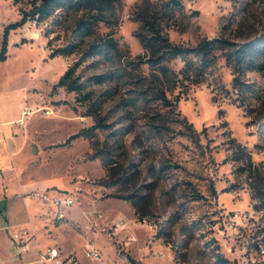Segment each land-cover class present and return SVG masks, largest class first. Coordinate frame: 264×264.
<instances>
[{
    "label": "rangeland",
    "instance_id": "obj_1",
    "mask_svg": "<svg viewBox=\"0 0 264 264\" xmlns=\"http://www.w3.org/2000/svg\"><path fill=\"white\" fill-rule=\"evenodd\" d=\"M168 1L75 0L11 29L0 61V261L17 259L11 224L34 231L30 244L42 249L57 239L77 250L91 261L82 264H218L219 252L264 264V70L247 72L255 91L242 100L217 50L204 81L183 93L142 33L157 12L176 43L222 37L239 47L264 37V0ZM40 2L0 0V50L6 26ZM109 39L115 50L101 46ZM69 68L82 91L55 87ZM26 105L36 110L20 124ZM40 185L75 204L23 197ZM90 247L100 259L85 255Z\"/></svg>",
    "mask_w": 264,
    "mask_h": 264
},
{
    "label": "trees",
    "instance_id": "obj_2",
    "mask_svg": "<svg viewBox=\"0 0 264 264\" xmlns=\"http://www.w3.org/2000/svg\"><path fill=\"white\" fill-rule=\"evenodd\" d=\"M73 1L75 0H41L39 4L34 5L32 10L25 11L21 19L8 24L3 34L0 61L8 58V37L11 29H16L25 24L28 21L29 16L30 18H37L38 20L45 19L58 7L67 3L72 4ZM76 1L81 2L83 0ZM145 2H150V0H145ZM166 5L173 7L176 5L182 6L179 0H169ZM143 22L145 32L142 33H144L143 41L145 47L153 51V58L156 64L160 66V72L163 75L168 76L172 74L174 77L173 79H176L177 82L181 81V83H183L184 88H181L180 90L183 93L187 92L191 85L199 84L204 81L205 75L209 69L215 65L217 50L226 51L225 56L227 58V63L231 66L234 74L233 87L241 95L240 99L243 100L254 93V84L247 82L246 76L248 71L264 70V37L244 43L239 47L233 46L236 44H232V42L222 37L204 38L196 46H189L171 40L169 35L163 30L157 12H154L149 17L145 16ZM83 26L86 27L88 25L83 24ZM80 27H82V23H80ZM101 46H103V48L105 46L111 47L114 50L117 48V44L113 39L106 40ZM101 46L95 44L93 49H100ZM68 51L69 50L67 49L53 51L50 56L54 57L57 54H64ZM179 58L184 61V66L180 68L179 71H176L167 65V62L169 63L170 61ZM55 87H65L68 91L80 92L83 89V83L74 75V68H69L64 74H62ZM162 95L167 99L165 93ZM177 99L180 100V94L177 96ZM242 102L244 103V101ZM184 121L189 128L194 129L193 124L189 122L186 117L184 118ZM82 134L91 135V129H86L71 135L66 143ZM131 259L133 260V258ZM217 263L235 264L234 261L230 260L220 252L217 254Z\"/></svg>",
    "mask_w": 264,
    "mask_h": 264
},
{
    "label": "built area",
    "instance_id": "obj_3",
    "mask_svg": "<svg viewBox=\"0 0 264 264\" xmlns=\"http://www.w3.org/2000/svg\"><path fill=\"white\" fill-rule=\"evenodd\" d=\"M35 110L36 109H33L32 106L26 105L22 110V116L18 119V123L26 124L27 119L34 113ZM40 110H42V107L40 108ZM46 110L47 113L53 112V110L51 109ZM29 197L40 200L42 202H49L61 208H67L75 204V198L72 196V194L68 193L64 196L51 197L48 194V190L46 189L32 190L29 194ZM64 215L65 212L60 211L58 212L56 217L62 218L64 217ZM97 216L98 218H101L103 214L101 212H98ZM95 224H99V221L97 220ZM116 226L126 228L128 226V223H125L124 220L121 219L116 222ZM5 228L12 231V237L16 241L20 252L22 254L28 253L31 245L30 242L33 237V233L31 232V230L28 228H23L19 231H14L13 226L10 224H7ZM134 239H136L134 235L129 237V241H132ZM85 255L94 260H98L101 258V252L93 247L86 249ZM40 261L42 262V264H82L77 256H75L74 254H63L56 246L48 247L44 251L41 250Z\"/></svg>",
    "mask_w": 264,
    "mask_h": 264
},
{
    "label": "crops",
    "instance_id": "obj_4",
    "mask_svg": "<svg viewBox=\"0 0 264 264\" xmlns=\"http://www.w3.org/2000/svg\"><path fill=\"white\" fill-rule=\"evenodd\" d=\"M35 189H45V188H44V185H40V186H36V187L33 188V190H35ZM23 197H27L28 198L29 196L24 195ZM30 198H32V197H30ZM0 220H2L1 215H0ZM5 220H6L5 223H2V225L6 224L10 219H9L8 216H6V219ZM4 229H5L6 232L11 233V237H12V231L11 230H7L6 228H4ZM31 232L33 233L32 239H34V237H36V234H35L34 231H31ZM12 240H13L12 243H14L16 245V248H17V254H16L17 259L15 258V260H13V258H12L11 255L9 257L6 256L5 259L4 258L1 259L0 264H42V262L40 261V251L41 250L44 251L48 247H51V246L58 247L63 254H74L75 256H77V258L81 262L82 261L83 262L84 261L85 262H91V261L87 260L82 254L78 253L77 250H75V249H67L64 246V244L61 243L57 239H55L54 244L48 245L45 249L40 248V244H38V243L37 244H31L30 245V250L26 254H22L20 252V250L18 248V245H17L16 241L13 239V237H12Z\"/></svg>",
    "mask_w": 264,
    "mask_h": 264
},
{
    "label": "bare ground",
    "instance_id": "obj_5",
    "mask_svg": "<svg viewBox=\"0 0 264 264\" xmlns=\"http://www.w3.org/2000/svg\"><path fill=\"white\" fill-rule=\"evenodd\" d=\"M14 122H16V120H13V121H11V122H8V123H14Z\"/></svg>",
    "mask_w": 264,
    "mask_h": 264
}]
</instances>
